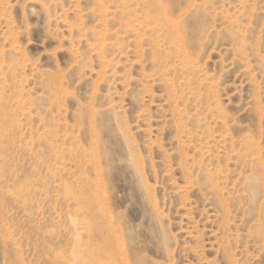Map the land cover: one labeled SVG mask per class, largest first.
<instances>
[{
  "label": "rangeland",
  "instance_id": "374dc122",
  "mask_svg": "<svg viewBox=\"0 0 264 264\" xmlns=\"http://www.w3.org/2000/svg\"><path fill=\"white\" fill-rule=\"evenodd\" d=\"M0 264H264V0H0Z\"/></svg>",
  "mask_w": 264,
  "mask_h": 264
},
{
  "label": "bare ground",
  "instance_id": "6f19581e",
  "mask_svg": "<svg viewBox=\"0 0 264 264\" xmlns=\"http://www.w3.org/2000/svg\"><path fill=\"white\" fill-rule=\"evenodd\" d=\"M152 54H153V55L156 57V55H155V53H154V52H153ZM157 66H158V65H157ZM213 188H214V186H213ZM214 194H217V193H214Z\"/></svg>",
  "mask_w": 264,
  "mask_h": 264
}]
</instances>
